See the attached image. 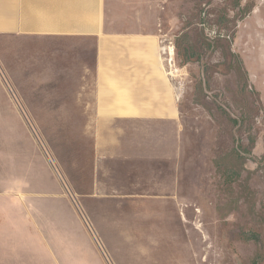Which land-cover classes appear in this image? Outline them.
<instances>
[{"label": "crops", "instance_id": "obj_1", "mask_svg": "<svg viewBox=\"0 0 264 264\" xmlns=\"http://www.w3.org/2000/svg\"><path fill=\"white\" fill-rule=\"evenodd\" d=\"M166 1L0 0L9 87L0 80V98L13 97L22 113L68 115L70 128L85 131L83 186L68 189L97 231L68 218L64 234L45 233L44 224L59 231L60 188L25 177L2 190L26 216L5 220L2 264H213L208 225L220 218L205 219L182 185V90L167 71L175 42L172 28L155 24ZM44 206L50 220L37 213L28 232V213Z\"/></svg>", "mask_w": 264, "mask_h": 264}, {"label": "rangeland", "instance_id": "obj_2", "mask_svg": "<svg viewBox=\"0 0 264 264\" xmlns=\"http://www.w3.org/2000/svg\"><path fill=\"white\" fill-rule=\"evenodd\" d=\"M166 5L155 24L172 28L175 42V62L167 71L182 90V185L189 200L205 205V219L220 218L208 225L217 252L206 262L264 264V0H168ZM0 80L8 89L1 66ZM14 104L19 103L13 97L0 98V232L7 218H26L13 213L14 200L2 190L27 177L28 186L61 191L59 231L44 224L45 233L62 235L68 218H80L97 234L68 189L83 186L91 149L84 144L85 131L70 128L68 115L22 113ZM48 210L28 213V232L35 231L40 217L48 222Z\"/></svg>", "mask_w": 264, "mask_h": 264}, {"label": "bare ground", "instance_id": "obj_3", "mask_svg": "<svg viewBox=\"0 0 264 264\" xmlns=\"http://www.w3.org/2000/svg\"><path fill=\"white\" fill-rule=\"evenodd\" d=\"M168 73H170V74H171L172 72H171V71H169Z\"/></svg>", "mask_w": 264, "mask_h": 264}]
</instances>
